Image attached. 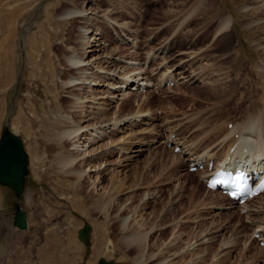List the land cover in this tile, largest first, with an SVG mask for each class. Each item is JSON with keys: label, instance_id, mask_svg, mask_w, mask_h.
<instances>
[{"label": "rangeland", "instance_id": "1", "mask_svg": "<svg viewBox=\"0 0 264 264\" xmlns=\"http://www.w3.org/2000/svg\"><path fill=\"white\" fill-rule=\"evenodd\" d=\"M226 17L230 25L215 34ZM84 28L98 29L108 49L116 44L128 70L151 60L146 77L161 60L146 59L147 52L168 49L166 66L183 78L144 88L129 81L132 87H123L126 95L108 105L107 115L119 107L123 116L144 102L146 116L89 130L71 151L51 130L65 115L79 119L68 111L71 98L61 79L72 73L67 57L78 52ZM155 68L152 82L165 66ZM252 116L264 126V0H0V130L8 126L21 137L27 169L22 194L8 206L24 210L27 227L13 228L0 209V264H98L99 257L127 264H264V191L248 202L258 223L248 222L244 209L205 188L200 174L208 168L188 169L183 149L209 150L215 161L226 151L220 135ZM61 151L95 159L70 165L90 162L83 189L56 164ZM101 203H109L107 212ZM127 215L128 228L121 229ZM138 221L149 229L144 262L134 258L133 244L121 243ZM84 222L88 244L76 236ZM223 241L229 245L220 247Z\"/></svg>", "mask_w": 264, "mask_h": 264}, {"label": "bare ground", "instance_id": "2", "mask_svg": "<svg viewBox=\"0 0 264 264\" xmlns=\"http://www.w3.org/2000/svg\"><path fill=\"white\" fill-rule=\"evenodd\" d=\"M69 12H71V14H75L78 11L69 10L68 13ZM230 23H231L230 17H226V18L220 20L215 34L216 33L219 34L220 33L219 31L228 27L230 25ZM77 43H78V48H79L78 52L75 54L69 55L67 57V60L69 61L68 64L70 65V70L72 71V73H71V75H69V77H66L65 79L64 78L61 79V85H63V87L68 89L65 91L68 93V97L71 98L69 100L70 101V106H69L70 108L68 111L70 113H73V112L78 113L79 119L77 121H73V119L69 118L70 117L69 115H65V121L64 120L62 121L61 119L59 120L60 121L59 123H62L61 127L56 128V130H54V131L51 130V134L53 135L54 140L56 142L57 141H58V143H59V141L63 142V140L64 141L67 140L70 142L72 147L71 148L69 147V148L71 151H73L72 149H74V150L79 149V146L81 145V143L84 142V139L86 138L85 137L86 132L89 130H94L97 128L99 129V128L106 126V125H112L115 128H119L120 125L124 123V122L121 123L124 120L131 119L134 122V120L136 121V120H139L142 117L146 116V113H144V112H148V109L143 110L142 106L144 105V102L139 103V106L136 110L131 111V112H127L123 116L121 114H119L120 113L119 107L117 109H115L112 113H110V115H107L106 109H107L108 105H110V103L113 101H116V100L118 101L119 99L120 100L123 99L124 96L126 95V93L123 92L122 89L124 86L126 89L128 88V86L130 85L129 81L135 80L137 82V84H136V86H134V88L135 87L141 88L144 85L153 87L154 84L160 85L162 83H168V80L169 81L172 80L174 82L178 78H181V79L183 78V76L178 77V75L177 76L174 75L175 72L178 73V71L173 72L174 71L173 69H175V68H168V66H166V64L170 61V59L164 58L163 54L165 52H166V55L169 56L168 52H167L168 49H165L164 47L162 50H160V48H158L157 52L153 51L154 48L152 49V51L149 50L147 52L146 59L147 58L151 59L153 57H157L160 55L161 60H160L159 64L163 61V59H165L166 62H163L162 64H160V66L157 63L158 64L157 68L151 67L150 73L146 77V75L144 73L145 68H146V64L148 62H150L151 60L145 59L146 61L143 62L144 61L143 58L145 57V54H144V56L142 57V61H141V62H143L142 67L143 68L145 67L144 70H143V68H141L140 65L135 66L134 65L135 63L134 64L132 63L133 61L131 63L134 65V67L132 66L131 70L130 69L128 70L127 69L128 67H126L125 64H127V63L130 64V61H127V62L124 61L123 62V60H126L127 58L124 59L123 56L116 55V54H118L116 51L117 50L116 44H114L115 45L114 48L110 47V49H108L109 44L103 38L102 33L98 29H90V28L82 29L81 34L79 35V38L77 40ZM133 44H135V42ZM153 46H150V47H153ZM128 59H131V58L128 57ZM133 59H135L137 62H139L137 57H134ZM181 65L182 66L180 68L185 70L186 68H184V65L183 64H181ZM163 66H165L164 70H162L161 73L159 74V77L157 79H154L152 82L151 74L155 73L154 68L157 70L159 67H163ZM58 77H60L59 73H58ZM62 77L63 76H61V78ZM139 80H142V81L139 83L138 82ZM207 80H208V78L205 77L204 82H206ZM161 81H162V83H161ZM215 81L216 80L211 81L212 85L209 86V90L215 86V84H214ZM211 82H207V83H211ZM129 87H132V85H130ZM140 108H142V110ZM104 112H106V115ZM252 117L253 118L249 117L246 120V122L241 126L240 125L239 126H237V125L233 126L231 124L232 127H230V128L227 127V128H229V131L223 132L222 136L220 135V137H221L220 139L222 140L221 142H223V144H226V146L223 145L226 147V151L223 152V154L220 157H218L219 159L216 158L217 160H215L213 167L211 169V172L214 169H218L220 167L231 168V169H243L244 171L247 172V174L249 176V180H250L252 185H255V184L260 182L261 177L264 174V126L259 122V120H255L254 116H252ZM87 118L93 119V122L90 121L91 123L90 122L83 123L84 121H86ZM216 126H220V124L216 125ZM110 128H111V126H110ZM110 128H108V129L110 130ZM239 129H243V130H242L241 134H239V136H238L237 131ZM168 130H170V129H168ZM212 131H214V130H212ZM235 132H236V134H235ZM91 138H92V136H91ZM176 141L177 140H174V145L176 144ZM124 143H127L130 145L129 141L128 142L124 141ZM121 145L122 144L119 145L118 150L127 151L128 147H125V145L123 147ZM190 145H192V143ZM231 145H233V148L229 152L228 150H229V147ZM194 146L191 147L189 145H186V146H183V149L185 148L186 150L187 149L189 150V156H190L189 158L191 160H193V162L199 163V162L204 161V166H206L207 161H209L210 156L212 154H210L209 150H205V149H204L205 151H203L202 154H197V151L195 152ZM133 151H137V150L134 149ZM79 153H80V151H79ZM100 153H102V152H100ZM102 154H103V156L107 155V154L104 155V153H102ZM87 155L85 157H83L81 155H78V153L75 154L73 152L71 153L70 151H61L57 154V159H56V164L58 165L59 168L60 167H66L63 171V172H65V174H67V175L69 173L72 175L74 174L73 175V176H75L74 178L78 180L77 181L78 185L80 184V187H78V188H81V189H83V188L81 187L82 183L80 181L84 180L83 177L85 178L86 170L90 169L89 168L90 162L88 163V166H86V167L72 168V166L70 167V165H73L75 163L86 164V159L90 161V159L92 160V158H93V156L91 154H89L90 156H88V157H87ZM93 155H96V154L94 153ZM101 155H100V157H101ZM94 160L95 159H93L92 161H94ZM117 163H118V165H121V164H119V163H121V159H119L117 161ZM90 165H92V164H90ZM73 167H74V165H73ZM203 170L205 171V169H203ZM254 173H256V175H254ZM200 175L202 177V174H200ZM205 176H207V175H205ZM86 177H88L87 174H86ZM97 180H99V179H97ZM94 181L92 180L91 183L95 184ZM139 184H140V181L138 182V184H137V182L134 183L133 186L136 185V187H138ZM120 185H121V182H120ZM133 186H131V187H133ZM116 187H114L113 189H115ZM117 190H119V189H117ZM212 191H214V190H212ZM212 191H210V189H209V192H212ZM148 194H149L148 192L145 193L141 198H144L145 195H147V197H145V198H148L149 197ZM219 194L221 195L220 197H224L225 199L227 198L225 195L221 194V192ZM256 197L257 196L251 198L250 200L245 201L241 205H236L240 211L243 208L245 209L246 218L249 219L248 222L258 223V214H257L258 212H256V210L252 211L251 209H249V204H248L249 201H251V200L253 201V199ZM129 198H131V197H129ZM26 199L30 200V198H28V196ZM125 201H126V199L123 200L122 204H124ZM144 201H145V199H143V201L141 203L144 204L146 202V201L145 202ZM78 202L81 204L83 201L81 200ZM108 204L101 203V205L104 207L103 209H105V210L107 209L106 206ZM125 206H126V204L122 205L121 208H123V207L125 208ZM230 206L234 207V205H231V204H230ZM119 209H120V207H119ZM106 212H107V210H106ZM128 220H129L128 215L124 216L120 219L121 229L126 230L128 228ZM135 222H137V221H135ZM26 223H27V219H26ZM256 223H254V224H256ZM137 224H138V226H137L136 230L131 231L130 235H126V236H123L121 238V243L125 244V245L133 244V246L137 252L135 254L134 258L136 260H138L139 262H144V260H145L144 255L146 254V251H147L146 246H147V241H148V237H149V229L144 228V224H145L144 222L138 221ZM151 228H150V230H151ZM252 232H254V231H252ZM190 244L187 246L186 250H189L191 248ZM227 245H229V241H227V242L223 241L221 243L220 247L227 246ZM109 249H111V248H109ZM261 249L262 248H259V251ZM153 256L154 255H152V257ZM149 257H151V256H149Z\"/></svg>", "mask_w": 264, "mask_h": 264}, {"label": "water", "instance_id": "3", "mask_svg": "<svg viewBox=\"0 0 264 264\" xmlns=\"http://www.w3.org/2000/svg\"><path fill=\"white\" fill-rule=\"evenodd\" d=\"M26 171V153L21 137L8 126L2 127L0 130V184L8 187L15 197H19L23 192ZM11 224L17 229L26 228L25 212L17 203L13 205ZM89 233L90 226L85 222L76 230L78 240L84 244H88ZM96 261L98 264H127L102 257Z\"/></svg>", "mask_w": 264, "mask_h": 264}, {"label": "crops", "instance_id": "4", "mask_svg": "<svg viewBox=\"0 0 264 264\" xmlns=\"http://www.w3.org/2000/svg\"><path fill=\"white\" fill-rule=\"evenodd\" d=\"M12 196H14L12 191L6 186L0 184V209H2V211L4 209V218L9 217L8 215L11 216L12 211L8 209V206L10 202H12Z\"/></svg>", "mask_w": 264, "mask_h": 264}]
</instances>
